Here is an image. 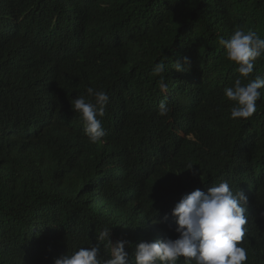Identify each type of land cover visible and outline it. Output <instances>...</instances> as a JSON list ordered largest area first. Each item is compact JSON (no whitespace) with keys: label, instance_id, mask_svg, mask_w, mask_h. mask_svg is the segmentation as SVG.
I'll return each mask as SVG.
<instances>
[{"label":"trees","instance_id":"obj_1","mask_svg":"<svg viewBox=\"0 0 264 264\" xmlns=\"http://www.w3.org/2000/svg\"><path fill=\"white\" fill-rule=\"evenodd\" d=\"M237 27L264 38V0H0V264H53L104 226L131 258L177 238L182 195L225 180L247 196L246 264H264V88L247 119L223 94ZM183 57L163 96L154 64ZM88 87L109 96L96 144L71 108Z\"/></svg>","mask_w":264,"mask_h":264},{"label":"clouds","instance_id":"obj_2","mask_svg":"<svg viewBox=\"0 0 264 264\" xmlns=\"http://www.w3.org/2000/svg\"><path fill=\"white\" fill-rule=\"evenodd\" d=\"M226 58L236 65L238 73L234 84L223 90L224 96L233 102L230 117L247 119L256 112V102L264 88V76H252L255 62L264 57V38L254 31L235 28L228 38L219 39ZM190 64L187 57L176 60L170 65L164 61L156 62L152 75L157 77L160 93L169 91L166 73L169 67L177 72L187 71ZM244 81H247L246 83ZM166 98L158 105V114L167 116L170 108ZM109 96L104 90L92 87L86 89L85 96L72 100L71 108L78 113L83 131L88 140L96 144L106 136L101 119ZM193 165L187 169L191 170ZM196 174V171H193ZM247 196L241 190L234 191L227 180L209 186L206 191L196 189L182 195L170 215L175 220L177 238H164L154 242L142 241L131 252L126 251L130 244L127 240H110L113 227L104 226L98 234L96 243L88 247H77L71 253L54 258L53 264H246L248 250L242 245L248 229L246 216ZM165 215V219H167ZM101 246L109 252L101 254Z\"/></svg>","mask_w":264,"mask_h":264}]
</instances>
